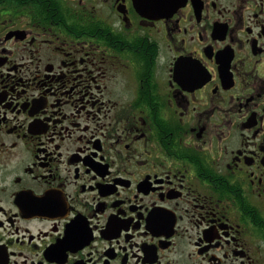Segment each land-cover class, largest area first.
<instances>
[{"label": "flooded vegetation", "instance_id": "1", "mask_svg": "<svg viewBox=\"0 0 264 264\" xmlns=\"http://www.w3.org/2000/svg\"><path fill=\"white\" fill-rule=\"evenodd\" d=\"M0 264H264V0H0Z\"/></svg>", "mask_w": 264, "mask_h": 264}]
</instances>
